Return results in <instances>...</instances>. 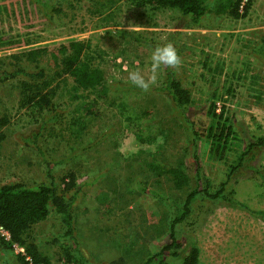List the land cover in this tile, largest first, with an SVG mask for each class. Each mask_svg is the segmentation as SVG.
Returning a JSON list of instances; mask_svg holds the SVG:
<instances>
[{"label":"rangeland","instance_id":"374dc122","mask_svg":"<svg viewBox=\"0 0 264 264\" xmlns=\"http://www.w3.org/2000/svg\"><path fill=\"white\" fill-rule=\"evenodd\" d=\"M180 16L176 7L134 0H0V31L22 44L0 47V69L43 68L54 78L50 54L36 61L15 55L85 40L97 55L92 66L104 72L108 86L99 114L86 115L83 105L94 93L74 90L69 75L53 79L54 108L43 112L19 107L20 81L29 78L0 83V119H7L0 125V185H50L51 169L59 189L69 173L80 188L71 236L52 205L29 231V241L51 264H109L120 257L143 264L169 241V216L188 193L216 191L238 164L246 141L264 136V0H254L238 19L212 11L197 24L177 27ZM168 41L183 59L179 70H171L189 87L202 128L213 121L215 109L241 136L227 162L214 158L212 140L203 136L198 169L188 126L163 90L167 67L147 93L128 79L133 70L149 75L152 51ZM177 165L190 176L184 188H176L164 171ZM226 189L245 207L199 196L179 224L180 233L196 244L202 264H264V220L254 214L264 210V146L234 170ZM22 250L0 245V264H21ZM79 251L80 263L68 260L67 253L75 261Z\"/></svg>","mask_w":264,"mask_h":264},{"label":"trees","instance_id":"16d2710c","mask_svg":"<svg viewBox=\"0 0 264 264\" xmlns=\"http://www.w3.org/2000/svg\"><path fill=\"white\" fill-rule=\"evenodd\" d=\"M138 4L150 6L176 7L181 11L179 25L198 23L200 18L208 12H227L233 18L246 17L254 0H134ZM47 5V4H44ZM126 32V31H124ZM19 38L9 33L0 31V47L21 46ZM51 55L53 65L57 67L54 78H47L46 71L41 68L38 71H26L23 68L15 70L0 69V83L14 79L18 76L29 78L20 81L21 102L20 108H33L39 112L45 109H53V97L55 89L51 82L57 77L69 75L73 79L74 90H90L93 98L84 103L83 109L86 115L99 114V102L107 99L108 86L105 83L104 72L92 66V61L97 56L92 45L85 40H72L68 44L50 50L49 48H32L15 55L16 58L25 57L27 60L36 61L41 56ZM264 55V54H263ZM264 57V56H263ZM163 90L167 92L185 124L190 131L193 155L198 169L200 160L198 156L199 141L203 136L212 140L211 151L214 158L228 161V154L240 145L241 136L234 127L232 120L223 112L212 111L213 121L205 129L202 128L199 118L194 114L192 96L189 87L176 78L170 68H167L166 80ZM56 113V112H55ZM7 123L6 118L0 119V125ZM4 134H0V139ZM264 146V136L249 138L245 145L238 164L231 168L228 178L220 188L211 192L207 188H195L188 193L184 203L175 207L169 216V241L160 247L158 251L149 256L143 264H202L199 260V249L194 242H188L186 236L180 233L179 224L182 223L192 211V203L197 197L210 200H223L231 206L244 208L245 205L238 200L233 191L227 192L236 168L247 161L255 159V150ZM158 171L163 168L158 167ZM171 175L176 188H184L190 183V176L179 165L164 170ZM51 184L27 185L23 182H11L0 185V245L9 249L23 248L17 254L21 264H51L47 255L41 252L34 242L29 241L31 227L45 219L54 206L63 217L66 226L65 235H72V207L79 195V186L73 173L62 178L64 187L59 189L51 175ZM197 171V179H199ZM264 220V210L254 212ZM8 233L3 234V231ZM75 261L71 253H67L68 260L80 263L82 254L77 252ZM86 264V262L81 263ZM109 264H128L124 258H118Z\"/></svg>","mask_w":264,"mask_h":264},{"label":"clouds","instance_id":"9594fccd","mask_svg":"<svg viewBox=\"0 0 264 264\" xmlns=\"http://www.w3.org/2000/svg\"><path fill=\"white\" fill-rule=\"evenodd\" d=\"M150 60L149 75L146 76L140 70L130 71L128 75L129 81L145 93L149 92L156 85L161 67L179 70L183 64V59L177 47L171 41L157 45L151 53Z\"/></svg>","mask_w":264,"mask_h":264},{"label":"built area","instance_id":"2783aa9c","mask_svg":"<svg viewBox=\"0 0 264 264\" xmlns=\"http://www.w3.org/2000/svg\"><path fill=\"white\" fill-rule=\"evenodd\" d=\"M3 231V234H7V236H8V233L7 232H5L4 230H2ZM18 248V247H17ZM20 249H23V248H20ZM23 251V250H22Z\"/></svg>","mask_w":264,"mask_h":264}]
</instances>
